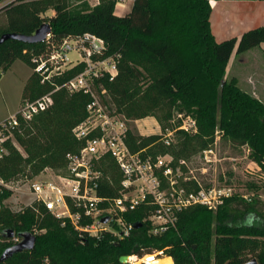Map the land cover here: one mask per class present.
<instances>
[{
	"label": "trees",
	"instance_id": "16d2710c",
	"mask_svg": "<svg viewBox=\"0 0 264 264\" xmlns=\"http://www.w3.org/2000/svg\"><path fill=\"white\" fill-rule=\"evenodd\" d=\"M117 1L99 0L90 6L80 0L73 6L71 0H12L0 9L7 16L0 36L6 32L31 35L48 22L55 41L86 32L104 38L105 54L117 57L119 67L115 80L104 81L110 106L131 119L168 107L192 113L198 122L196 134L181 131L182 140L171 146L164 145L159 134L131 130L128 143L133 151L146 149L154 155L171 153L179 158L189 150L208 147L219 131L234 146H247L264 171V100L226 76L234 52L241 54L264 43V25L218 41L211 27V0H134L125 15L115 13ZM49 9L54 14L47 17ZM43 48V42L13 38L0 43V77L17 59L33 67V55ZM77 71H69L58 81ZM52 89L33 72L23 100ZM53 97L50 109L16 132L24 153L12 141L6 143L8 152L0 159V175L5 180L33 177L46 167H65L67 153L82 147L73 128L86 117L90 96L62 88ZM170 117L168 112L165 118ZM103 169L113 183L105 178L99 194L118 197L122 175L116 163L108 157ZM12 193L10 189L0 193V237H6L5 230L11 228L16 235L32 232L36 242L33 249L17 252L0 264H130L122 263L120 256L142 257L156 251L172 257L174 264H243L253 258L264 264V207L258 196L228 197L216 211L192 206L179 213L175 226L158 235L150 232L148 219L154 205L142 203L124 212L134 226L119 239L111 231L100 236L82 233L69 219L63 223L39 204L14 211L4 204ZM13 244L11 240L0 244V256Z\"/></svg>",
	"mask_w": 264,
	"mask_h": 264
},
{
	"label": "built area",
	"instance_id": "2783aa9c",
	"mask_svg": "<svg viewBox=\"0 0 264 264\" xmlns=\"http://www.w3.org/2000/svg\"><path fill=\"white\" fill-rule=\"evenodd\" d=\"M11 1L0 0V9ZM42 42L43 50L32 57L33 70L42 84H50L53 89L35 99L24 100L18 110L0 120V159L8 152L6 143L22 130L23 125L52 107L53 94L57 90L83 92L90 96V101L86 117L73 128L75 137L83 141L82 147L67 153L61 173H48L32 180L29 191L34 204L31 206H44L55 217L63 219V223L69 219L82 233L100 236L111 231L124 239L134 224L127 222L123 214L142 203L154 205L148 219L150 232L158 235L175 226L183 210L195 205L217 208L230 195L227 190L203 185L196 176L183 177V166L189 168L185 158L176 161L171 153L154 155L146 149H131L128 143L131 119L113 110L108 103L110 94L104 81L115 80L119 67L117 57L105 54L107 43L104 38L86 32L55 41L51 32ZM74 69L78 71L73 76L58 81ZM177 131L197 133L196 117L178 112L171 126L159 133L164 145L174 144ZM212 154H215L213 148L205 150L206 163L214 160ZM108 157L114 160L122 175L118 197L101 196L98 192L105 178L113 183L103 169V162ZM186 181H191L190 185H186ZM4 189L13 190V187L0 175V193ZM105 215H110L106 223L102 221ZM84 220L89 221L84 223ZM16 237L20 236L12 239Z\"/></svg>",
	"mask_w": 264,
	"mask_h": 264
},
{
	"label": "rangeland",
	"instance_id": "374dc122",
	"mask_svg": "<svg viewBox=\"0 0 264 264\" xmlns=\"http://www.w3.org/2000/svg\"><path fill=\"white\" fill-rule=\"evenodd\" d=\"M84 1L88 2L90 6H94L99 2V0ZM120 1L123 0H118L117 3H120ZM129 1L130 0H125L124 2L127 4ZM79 2L80 0H71L73 6ZM53 12L54 10L49 9L45 13V16H52ZM6 23V13L0 10V26ZM241 54H238L237 58H235L236 54H234L231 61L232 67L227 69L226 76L228 79L238 76L240 81H238V83L243 89L252 94L255 89L261 99L264 100V86L259 84L256 75L259 69H264V43L261 47L257 46L250 51ZM242 56L247 58V63L243 64L240 62ZM33 72V67L30 64L22 59H17L5 72L2 73V76L0 77V120L18 110L24 101L23 92L25 85ZM251 76L256 77L258 84L255 83V81V84L253 85V83L249 81ZM111 108L117 111L114 106H111ZM168 112H171V117L166 119L165 117ZM178 112L185 111H179L176 109L170 110V108L165 107L164 109L152 111L150 115L141 119L128 118L131 119L130 126L134 132L141 135H151L159 134L161 131H164L167 126H171L172 120ZM164 125L166 126L164 127ZM182 138L183 133L177 131L174 135V144L179 143ZM11 141L24 153V149L18 142L16 134L12 137ZM208 148H213L215 153L212 154L214 160L210 163H206L205 160V150ZM181 158H185L189 163V168L183 166V177L185 175L191 177L196 176L198 180L207 187H213L218 190H227L230 195L224 198V202L226 198L234 195H239L247 199L258 196L262 200V206L264 207V171L259 164L251 158L250 150L247 146L236 147L228 138L224 137L222 133L217 131L214 141L208 147L204 149L189 150L186 156L179 158L175 157V160L177 161ZM46 168H48V171ZM46 168L33 177L22 176L19 179L10 181L4 179L13 187L12 195L4 201V204L14 211L23 210L31 206V203L34 204L33 196L29 191L32 180L39 179L48 173H61L64 170V167L58 169L52 167ZM190 169L192 172H190ZM182 182H184V179ZM190 182L186 181L185 184L190 185ZM191 185H193V183H191ZM224 202L221 205H223ZM221 205L217 208H213V210L216 211ZM109 223L108 227L111 226V221ZM10 240L16 243L21 239L20 237H16L13 240L10 237L7 238L1 236L0 244ZM153 253H156L160 258L166 256L162 251H156ZM135 256L141 260L144 259L147 254L142 257L138 255Z\"/></svg>",
	"mask_w": 264,
	"mask_h": 264
},
{
	"label": "crops",
	"instance_id": "0c3cea01",
	"mask_svg": "<svg viewBox=\"0 0 264 264\" xmlns=\"http://www.w3.org/2000/svg\"><path fill=\"white\" fill-rule=\"evenodd\" d=\"M124 1L125 0L116 4L115 13L117 15H125L131 11L134 0H130L127 4ZM211 5V27L218 41L231 37H240L249 29L264 25V0H211ZM250 50L251 49L248 51ZM234 54H236L235 58L238 57V53L235 52L232 54L227 69L232 67L231 61ZM240 62L245 64L248 60L246 57L242 56L240 58ZM256 75L259 84L264 86V69H259ZM234 78L239 81L238 76H234ZM249 81L252 82L253 85L255 83L258 84L255 76H251ZM253 94L261 99L255 89Z\"/></svg>",
	"mask_w": 264,
	"mask_h": 264
},
{
	"label": "water",
	"instance_id": "95a60500",
	"mask_svg": "<svg viewBox=\"0 0 264 264\" xmlns=\"http://www.w3.org/2000/svg\"><path fill=\"white\" fill-rule=\"evenodd\" d=\"M51 25L48 22H44L34 34L31 35H26V34H21V33H15V32H6L0 36V43L3 41L13 38V39H18L22 40L25 42H30V43H39L42 42L46 39L47 35L51 33ZM110 219V215H105L102 218L103 222H108ZM4 235L6 237H14L16 236V232L11 229L7 228L4 232ZM18 236L21 237V240L14 243L13 245L7 247L3 253L0 256V262H3L7 260L9 257H11L13 254L26 250V249H33L35 246L36 242V236L30 231H24L20 232ZM120 261L122 263H130V255L124 254L120 256ZM243 264H258V261L256 258L251 259L248 262H245Z\"/></svg>",
	"mask_w": 264,
	"mask_h": 264
},
{
	"label": "bare ground",
	"instance_id": "6f19581e",
	"mask_svg": "<svg viewBox=\"0 0 264 264\" xmlns=\"http://www.w3.org/2000/svg\"><path fill=\"white\" fill-rule=\"evenodd\" d=\"M131 264H174L170 256L158 257L156 253L147 254L144 259L139 260L135 255L130 256Z\"/></svg>",
	"mask_w": 264,
	"mask_h": 264
}]
</instances>
